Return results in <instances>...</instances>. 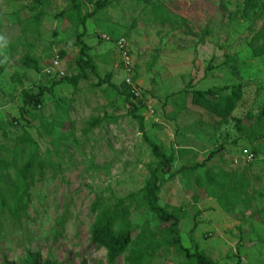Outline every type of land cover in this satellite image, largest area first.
<instances>
[{
  "label": "rangeland",
  "instance_id": "rangeland-1",
  "mask_svg": "<svg viewBox=\"0 0 264 264\" xmlns=\"http://www.w3.org/2000/svg\"><path fill=\"white\" fill-rule=\"evenodd\" d=\"M96 1L81 0V15L93 12ZM107 2L84 26H76L60 16L71 0H0V157L15 167L24 164L29 152L18 138L26 131L37 143L32 153L38 160L23 180L13 167L2 172L0 264H17L31 253L57 264H109L105 250L90 240L95 220L91 205L98 199L101 207H111L114 198L138 191L155 164L130 113L132 104L143 117L146 136L165 154L174 153L159 204L181 210L182 244L191 252L198 247L217 264H264V224L250 216L253 209L264 208V54L254 53L264 41V3ZM81 33L100 77L111 72L112 82L128 92L120 50L101 36L125 39L137 97L126 101L106 84L97 87L98 78L89 71L88 79L76 86L45 74L55 54H60L64 76L79 73ZM27 55L38 60L41 72L25 66ZM237 84L243 97L228 119L191 103L194 89ZM42 88L40 108L28 107L21 115L22 89L36 94ZM104 116L111 119L84 133L91 118ZM259 120L260 135H250L248 128ZM47 122L53 124L52 134L42 128ZM244 149L257 154L248 171L255 194L252 209L226 214L178 172L213 151L207 166L242 169L244 164L233 165L232 160ZM145 221L163 226L144 207H133L132 225ZM113 264H124V254ZM150 264L192 263L171 249Z\"/></svg>",
  "mask_w": 264,
  "mask_h": 264
},
{
  "label": "trees",
  "instance_id": "trees-1",
  "mask_svg": "<svg viewBox=\"0 0 264 264\" xmlns=\"http://www.w3.org/2000/svg\"><path fill=\"white\" fill-rule=\"evenodd\" d=\"M93 1L94 0H88V2ZM254 1L256 0H244V6L250 7ZM258 1L264 3V0ZM107 3V0H97L93 12L81 15V0H71L70 8L60 12V16L65 17L70 24L84 26L87 18L104 8ZM82 34L83 33L77 36L81 45L79 57L76 60L79 73L70 77L63 76L60 79L63 82L76 86L81 80L88 79L90 73L98 78L97 87L106 84L109 88L118 91L120 94H124L126 101H128L130 97H135L131 92V87L126 83L129 91H120L119 86L114 84L111 80V72H107L102 78L100 77L97 65L87 53L89 50L88 46L81 40ZM113 41L115 43V40L112 39L111 42ZM254 53L257 56L264 54V41L259 49L254 50ZM22 62L29 69L38 73L41 72L37 59L27 55L23 57ZM210 68L211 66L208 65L207 69ZM87 71H89V73ZM130 74L132 79L133 68ZM227 90H229V92L225 93ZM42 95L43 88L36 94L22 89V106L20 108V114L23 115L22 111L27 110L28 107H32L35 110L39 109ZM242 97L243 87L241 84L210 87L206 90L194 89L191 92V103L224 120L232 115ZM132 105L133 107L130 113L137 121L140 132L143 133L144 140L155 159V164L154 167L149 166V177L145 185L138 191L131 192L123 197L114 198L111 207H101L98 199L93 202L90 211L95 213V220L90 227L91 243L95 247L105 250L106 259L109 264H113L122 254H124V264H150L160 253L168 254L171 249L182 253L192 264H217L215 260L207 256L198 247L195 246V250L191 252L189 248H186L182 244L179 231V225L182 219L181 210L179 208L169 210L165 206L159 204L161 185L164 181V176L171 171L174 153L170 155L165 154L158 144L154 143L146 136L143 117L136 114L138 107L134 104ZM110 119L111 118L107 116L102 118H91L88 122V128L84 130V133L86 134L88 129L96 127L102 121H108ZM260 127L261 121H256L253 126L248 128L249 134L260 135L258 133ZM42 128L44 132L48 134L54 132L53 124L49 122L43 124ZM18 142L23 149L28 150V158L24 164H18V167H15L12 161L7 160V157L1 156L0 181L2 179V172L6 171V173H8L9 169L12 167L15 174L23 180L32 175L34 167L37 165L38 160L32 153L33 148L37 146L36 141L33 140L28 132L24 131L23 135L18 138ZM56 142L57 140H53V144ZM251 151L257 157L256 152L253 149H251ZM182 153L183 152L179 150L177 155L180 156ZM214 155V151L210 152L204 161L182 166L178 172L186 178L191 179L197 188L203 190L206 197L214 199L225 213L230 215L234 214L239 208L243 210L252 209L255 194L251 189V179L248 176L250 164L243 166L242 169L233 171L226 170L222 166H207V162L211 161ZM202 168H204V171L199 172L198 170ZM193 197H196V195H193ZM138 206L144 207L153 218L163 226L160 227L158 224L152 225L149 221H145L141 225L133 226L130 222L131 210L133 207ZM250 216L256 217L264 224V208L253 209ZM195 226L196 223H194L193 229H195ZM135 230H138V233L132 238L131 234ZM17 264L57 263L49 260H42L39 253H31L27 254ZM80 264L84 263L81 262ZM236 264H240V262L238 261Z\"/></svg>",
  "mask_w": 264,
  "mask_h": 264
},
{
  "label": "built area",
  "instance_id": "built-area-1",
  "mask_svg": "<svg viewBox=\"0 0 264 264\" xmlns=\"http://www.w3.org/2000/svg\"><path fill=\"white\" fill-rule=\"evenodd\" d=\"M101 38L107 42L112 40V38H110L107 35H102ZM125 44H126V41L124 38H119L115 40V45L119 48L121 56H122L123 69L125 72L124 81L127 85L131 87V92L134 94V96L137 97L139 95L138 89L136 88V86H134L133 81L131 79V74H130L131 69L133 68V65L131 64V59H130V56L128 54V50ZM45 74L51 77H57V78L58 77L61 78L62 76H64V71L61 68V59H60L59 54H55L53 56L49 67L45 69ZM250 150L244 149L240 152L239 155L235 156L232 160L233 165L244 164L245 166L253 162L257 157Z\"/></svg>",
  "mask_w": 264,
  "mask_h": 264
},
{
  "label": "crops",
  "instance_id": "crops-1",
  "mask_svg": "<svg viewBox=\"0 0 264 264\" xmlns=\"http://www.w3.org/2000/svg\"><path fill=\"white\" fill-rule=\"evenodd\" d=\"M257 196H259V194L257 193L256 194ZM216 202V201H215ZM217 203V202H216ZM218 205V204H217ZM218 207H219V205H218ZM220 208V207H219ZM221 209V208H220ZM222 210V209H221ZM223 211V210H222ZM224 212V211H223ZM227 214V213H226ZM255 218V220L257 221V222H259V223H261L256 217H254Z\"/></svg>",
  "mask_w": 264,
  "mask_h": 264
}]
</instances>
